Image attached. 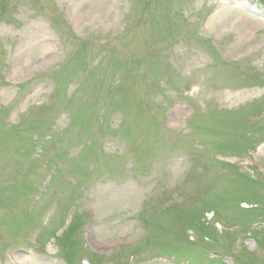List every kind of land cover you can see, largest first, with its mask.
<instances>
[{"label": "rangeland", "instance_id": "1", "mask_svg": "<svg viewBox=\"0 0 264 264\" xmlns=\"http://www.w3.org/2000/svg\"><path fill=\"white\" fill-rule=\"evenodd\" d=\"M0 264H264V0H0Z\"/></svg>", "mask_w": 264, "mask_h": 264}, {"label": "bare ground", "instance_id": "2", "mask_svg": "<svg viewBox=\"0 0 264 264\" xmlns=\"http://www.w3.org/2000/svg\"><path fill=\"white\" fill-rule=\"evenodd\" d=\"M179 110H180V108H179Z\"/></svg>", "mask_w": 264, "mask_h": 264}]
</instances>
